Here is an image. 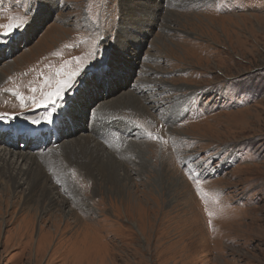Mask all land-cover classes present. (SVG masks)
<instances>
[{
    "label": "rangeland",
    "instance_id": "374dc122",
    "mask_svg": "<svg viewBox=\"0 0 264 264\" xmlns=\"http://www.w3.org/2000/svg\"><path fill=\"white\" fill-rule=\"evenodd\" d=\"M45 2L17 40L1 46L0 37V114H10L0 148L33 155L58 190L27 208L0 182V264H264V0ZM27 8L0 0V24ZM103 64L116 69L107 78ZM73 72L55 114L65 124L51 125L32 98ZM140 81L156 92L136 93ZM120 98L116 109L104 105ZM37 118L41 134L10 126ZM69 135L124 160L126 194L62 166ZM130 140L144 146L146 168ZM32 214L25 229L18 217Z\"/></svg>",
    "mask_w": 264,
    "mask_h": 264
},
{
    "label": "bare ground",
    "instance_id": "6f19581e",
    "mask_svg": "<svg viewBox=\"0 0 264 264\" xmlns=\"http://www.w3.org/2000/svg\"><path fill=\"white\" fill-rule=\"evenodd\" d=\"M143 12H145V11L143 10ZM141 36H145V35H141ZM8 44H9V42H8ZM10 51H12V49H10L8 52H10ZM111 59H112L111 61H113V62L114 61H121V56H113ZM104 75H105V73H104ZM1 77H2V74L0 73V78ZM106 78H107V75H106ZM143 79H144V77L141 80H143ZM146 82H148V80H146ZM135 90H136V93H145V92L153 93V92H156L157 88H155L153 86L151 88H149L148 85L143 84V81H140L136 84ZM112 92L114 93L113 90H112ZM132 95L133 94H131L130 99L131 100H133V99L137 100V98H135ZM149 99H152L150 102H157V100H155L156 98H154V97L152 98L151 96H149ZM121 103H122V99L120 98V100H117V101H107L106 103H104V105H106V107L109 109H116L117 107H120ZM125 104H126V102H125ZM75 107H77V106H75ZM81 107H82V105H81ZM160 107H161V105H159L157 103L155 105V107H152V109L155 111H160L161 112L160 114H163L165 112V109H163V107L162 108H160ZM137 108L138 107H136V109ZM64 109H69V108H64ZM72 110H74V109H72ZM137 110H139V109H137ZM177 110L176 109L172 110L170 113V116L171 115L173 116L174 112H176ZM66 116L69 117L70 113L66 112ZM41 119L42 118H37L35 120L40 121ZM129 124H131V122H129ZM40 125H43V124H41V123L33 124L32 122L20 123V124L16 123L13 126V130L15 132L20 131V130H26L28 132H33V129H37L39 132L38 134H41L45 131V128H44V126H40ZM131 129H132V127H131ZM46 130H47V128H46ZM60 137H61V135L57 134L55 139H59ZM65 138L66 139H63L64 141L61 142L62 145L60 144L61 145L60 150L62 151L61 158L63 159V165L61 162H59L55 158H53L55 163L58 166L62 165L63 167H68V168H70V165L78 166V167L82 168L84 170V172L87 175H89L92 178V180H94V182H96L95 186L97 184H100V183L101 184L102 183L103 184H110V185H113L115 187V193H116L115 195L116 196L117 195L121 196V195L126 194V191L125 190L122 191V190H120V188L128 189V188H126L125 185H123V183L125 181L130 182L133 177L131 176L130 171L124 167V164H123L124 160L123 161L118 160V159L114 158L115 156L114 157L113 156H107L106 153L101 149L102 146L99 147L100 144L98 145L96 141L94 143L91 140V138L88 136L74 137V136L69 135ZM53 143L58 144V143H60V141L57 142V140H56ZM127 143L128 144L129 143L134 144L135 142L130 140ZM135 146H136L135 149H137V151L139 153L138 156L141 160L139 162V165L143 168H146L148 165V161L145 159V157H144L145 154L143 153L144 151L141 149L144 146L143 147H142V145H135ZM111 153H113V152H111ZM100 156H102V157L104 156L105 159L104 158L101 159ZM140 166H138V167H140ZM151 167H153V165ZM136 171L138 172V170H136ZM165 177H166V175L164 174L163 178H165ZM0 182H4L5 186H9V184H11L12 188H13V193L16 196L15 198H17V202H15V204L20 205L22 203V201H24L22 203V205L26 206L27 208H31L32 206H34V207L40 206V205H38L39 200L40 201L41 200H50V201L56 200V199H54L53 195H55V191H57L58 189L53 184L52 180L48 177L47 170L45 168H43L42 166H40V164L36 163L35 157L33 155H31L30 153H27V152H21V151L16 152L9 147L0 148ZM23 186H25V190H24ZM166 186H167V188H169V185L166 184ZM22 190H24V191H22ZM72 190L75 193V195L77 196L78 200H85V199H83L84 197H82L79 193H77L76 190H74V189H72ZM105 190H107L106 187H105ZM129 194L131 196H133L135 194V196H133L135 198L134 200H139L136 198V192L135 191L129 192ZM85 195H86V193H85ZM4 196H5V194H4ZM60 199L64 200L61 197H60ZM130 200H132V199L130 198ZM40 204H43V203L40 202ZM83 204H85V202H83ZM13 205H14V203H13ZM11 210H13V209H11ZM60 212H61V210H60ZM29 214H31V213H29ZM34 216L35 215H33V214L28 216L27 217L28 220H25V218L23 219L21 216L18 218H20V220H22V222L27 221L28 224H25V225H27L28 227L24 226V228L29 229L31 227V222L33 223ZM56 217H58V216L56 215ZM14 219L15 218H13L12 221H14ZM27 231H30V230H27Z\"/></svg>",
    "mask_w": 264,
    "mask_h": 264
},
{
    "label": "snow or ice",
    "instance_id": "6c2138e0",
    "mask_svg": "<svg viewBox=\"0 0 264 264\" xmlns=\"http://www.w3.org/2000/svg\"><path fill=\"white\" fill-rule=\"evenodd\" d=\"M50 8V4L46 3L45 0H28V8L27 11L23 16H12L9 17V23L7 24H0V37L3 38V40H7L8 38H11L13 33L17 32L19 29L24 27L26 24L30 23L31 20L36 19V17L45 9ZM29 17L31 19H29ZM2 42V41H0ZM96 53H93V57L95 58ZM93 67H96V64L92 65ZM115 68L113 65H108V71L105 73V75H111L115 72ZM80 75L78 72H73L69 75L68 79L66 80H58L56 82V86L54 90L48 91L40 100L37 102L35 98L33 97V103L37 104V107H46L51 109L50 111L46 112L45 114V122L51 124L54 122V117L56 114L57 109L59 108L62 101H64L66 96V90L70 91L72 88L75 87V78H77ZM33 92L36 91V89H32ZM10 114L8 113H2L0 114V121H3L9 117ZM15 118L14 116L12 117ZM33 124H39L41 121L39 120H33ZM140 127H143V125H140ZM146 135L149 138L156 139L161 141L162 143L163 138L160 136H153V133L146 132ZM199 182V181H198ZM209 215H212L210 212Z\"/></svg>",
    "mask_w": 264,
    "mask_h": 264
}]
</instances>
